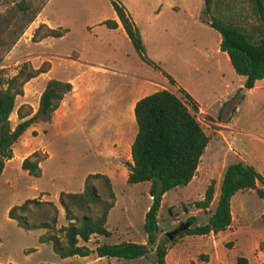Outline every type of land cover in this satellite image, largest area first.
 Masks as SVG:
<instances>
[{
  "label": "rangeland",
  "instance_id": "374dc122",
  "mask_svg": "<svg viewBox=\"0 0 264 264\" xmlns=\"http://www.w3.org/2000/svg\"><path fill=\"white\" fill-rule=\"evenodd\" d=\"M114 1L122 3L125 7V4L133 7L137 3V0ZM146 2L150 1L146 0ZM158 3L162 6L168 5L169 0H159ZM189 7L194 11L199 10L202 7V1L190 0ZM240 7L241 9L236 6L234 9L235 14L238 15L240 13L239 17H242V20H246L247 23L252 22L248 15V6L243 3ZM111 10L110 0H50L46 6L45 13L51 23L62 25L70 30L69 34L63 38L51 42L52 51L66 54L70 49L71 38L77 42L80 41L79 34L83 30L82 25L84 23L93 27L92 30L97 29L95 25L97 20L110 18ZM187 27L189 32L199 34L207 43L214 44L217 33L213 29L192 25L191 22L188 23ZM187 27L185 26L184 29ZM34 28L33 24L30 23L14 45L3 56L1 67L4 68L7 76L14 74L23 62L32 68H38L42 65L46 66L47 63L48 67H50L48 60H51L53 55L49 51V45L30 40ZM102 28L106 30L104 27ZM175 31L177 32L178 30L176 29ZM96 34L97 39L92 41L96 43L94 48L97 53L92 56L93 58H97L101 53L105 52L108 46L112 47L106 40L109 37L103 34L101 30H97ZM169 38L170 36L167 32V44L170 45L174 55L181 53L179 54L180 58L187 62H194L201 57L203 53L201 46H193L191 41H188L189 44L184 45V48L179 50V44H170ZM113 39L115 44L113 53L116 62L110 67L114 70V73H109L112 75L103 77L110 86L109 92L123 88L124 85L129 83L130 80L128 78H131L134 74L141 76L157 74L154 69L142 64L136 55H134L135 57L128 55L127 48L132 50V46L128 41H124L119 37H114ZM206 49L209 48L206 47L204 50L206 51ZM169 58L171 60L170 56ZM166 66L167 72L176 79L179 86L185 90L199 89L197 83L187 79L176 67L170 64L169 60H167ZM121 71L129 73L128 77L120 75L119 72ZM46 78V75L38 74L23 84L22 95L16 96L14 100L12 121L16 123L19 121L15 114L17 107L21 106L20 112L29 113L25 118L35 112L38 97L46 82ZM229 81L233 85L237 83L234 79ZM163 86L173 90L180 96L173 85L169 84L165 79ZM257 86L254 91L245 96L240 93L242 88L239 89L234 94L233 99L228 103H224L218 111L216 110L217 112L214 110L215 106L207 108V112L212 115L195 114V118L208 137V142L201 154L202 157L200 156L199 159V171L202 174H196L193 183L190 185L178 187V189L169 190L163 194L156 214L159 231L155 235V243L162 238L167 239L165 233L176 228L180 223L187 222L189 216H194L195 218V223L190 226L205 223L209 213L215 206L217 197L215 190L223 169L228 163L238 161L240 156L258 172L264 171V83H258ZM157 88L162 89L163 87L157 86ZM235 103H237L238 111L234 116L232 108ZM51 115L47 121L32 123L30 125L32 129L26 133L25 137H23L24 133H22L21 136L23 138L20 139V136L16 140L17 145L13 146L15 152L21 144L26 143L34 150L37 148L35 151L42 155V159L38 164L51 154V157L42 163V175L40 172L38 177L27 175L18 165L21 157L15 154L13 163H10L6 170V176L9 175L7 177L9 181L7 184H0L1 264H51L57 262L55 257L50 255L51 251L47 246H38L36 237L39 232L37 230L23 231L12 220L7 218L6 211L9 206L18 204L26 198L35 197L40 199L41 194L47 199H52L59 190L76 189L82 176L95 172L103 173V163L94 156V149L87 142L84 143L83 140L87 141V138L81 137L79 132L74 130L69 134H62L52 138L50 131ZM231 118L233 119L230 120ZM90 125L88 124L87 128ZM125 160L124 157H121L120 159L107 162V166L111 171L110 185L115 196V205L107 218L106 224L108 229L112 227L115 232V235L111 236L112 241H115L112 237L121 234L122 236L130 237L131 241L135 243H140L145 240L142 222L143 214L150 202L146 192L148 183H126L125 177L122 178L125 175V167L122 166ZM209 180L214 181V192L208 210L195 209L192 206V202L201 197L202 190ZM94 185L97 191L100 192L101 186L99 182H95ZM234 202L232 204L233 209L231 208L233 216H235V207L242 210V218L234 217L233 226L229 228L230 232L236 230L235 238L231 235L228 236L229 231L213 234L209 238L204 237L205 240L200 241L195 236L186 237V241L181 246L174 247L177 256L185 259V264L189 263L191 259H194L197 264H236L232 256L238 250L246 254L245 257L243 256L246 259V264H264V255L257 250V244L263 237L262 234H264V224L260 219V214L264 210V195L258 197L255 192L244 191L237 193ZM62 223H64V220L60 218L56 225L60 226ZM124 227L129 229L127 235ZM174 237L171 239L173 244L183 236L177 235ZM205 243H208V245H205ZM209 245L210 248H208ZM30 248L37 250L36 252L25 254L24 251ZM167 251L166 262H168ZM209 259L210 262L208 263ZM153 262L154 253L151 250L143 258L124 260L123 264H153Z\"/></svg>",
  "mask_w": 264,
  "mask_h": 264
},
{
  "label": "trees",
  "instance_id": "16d2710c",
  "mask_svg": "<svg viewBox=\"0 0 264 264\" xmlns=\"http://www.w3.org/2000/svg\"><path fill=\"white\" fill-rule=\"evenodd\" d=\"M46 1L0 0V175L5 162L12 157L11 146L21 133L36 121L49 120L63 95L71 90L69 82L48 79L39 94L35 112L25 118L29 113H22L21 106L17 107L15 114L19 121L10 126L9 115L13 111L15 97L22 95L24 83L48 70V63L46 66L32 68L23 62L14 74L7 76L1 62ZM243 3L248 6V15L252 19L250 23L242 20L240 13L235 14L236 6L241 9ZM110 5L139 59L159 69L146 57L139 32L124 5L114 0H110ZM200 20L219 34V49L226 53L234 73L244 77L242 88L247 90L256 80L264 78V0H202ZM102 23L107 28L116 26L111 19ZM65 31L64 28H50L39 23L33 29L30 40L36 42L45 37H60ZM163 75L173 85L172 78L165 73ZM176 91L180 96L168 89H159L138 98L133 105L136 132L129 146L130 161H124L122 165L127 171L126 183H148L146 192L150 202L142 222L145 243L95 242L93 252L97 257L130 260L143 257L152 250L153 264H166L164 257L173 241L162 238L155 243V235L159 231L156 214L161 198L167 191L183 187L191 180L208 142L207 135L195 118L196 103L183 89L178 87ZM41 159L42 155L33 151L20 161L19 167L27 175L38 177V162ZM95 182H99L100 192ZM256 183L264 188V172L260 174L251 165L239 160L228 163L221 175L215 206L205 223L190 226L195 223V218L189 216L188 227L174 236L215 234L225 230L231 222V196L237 191L252 189L258 197H262L263 190ZM213 184L214 181L209 180L201 197L192 202L195 209L208 210L214 191ZM57 203L63 213V226L55 225L56 206L49 200L35 197L11 205L6 216L23 231L45 229V233L37 237V242L50 243L53 253L59 258L88 255L91 251L77 244L78 240L86 242L91 235L110 236L105 221L113 206L114 195L105 174H87L80 192L59 191ZM260 219L264 224V211ZM257 248L264 255V236L259 240ZM32 250L30 248L27 251ZM235 263L247 262L244 257L237 256Z\"/></svg>",
  "mask_w": 264,
  "mask_h": 264
},
{
  "label": "crops",
  "instance_id": "0c3cea01",
  "mask_svg": "<svg viewBox=\"0 0 264 264\" xmlns=\"http://www.w3.org/2000/svg\"><path fill=\"white\" fill-rule=\"evenodd\" d=\"M49 1L50 0L46 1L39 13L36 15V20H33L31 24H33V27H36L39 23H43L50 28L60 27L66 29V31L60 37H45L39 40V43L49 45V51H51L50 53L53 55L51 56L52 59L48 60L50 64L48 70L44 73H40L39 75H46V81L52 78L59 81L69 82L71 85V90L63 95V97L59 101L58 106L52 112L50 123L51 136L52 138H55L61 136L62 134H69L70 132L75 130L80 133L81 137L87 138V141L83 140L84 143L87 142L88 145L94 149V156L98 160H100L104 166L102 174H105L109 178V181L111 171L107 166V162L115 159H120L121 157H124L126 159V162L130 161L129 146L136 132V125L133 117L134 102L138 98L146 94L159 90L157 86H162L164 89H167L163 86L164 79L166 80L163 75L164 73L172 78L174 82L173 87L175 89H177L178 87L183 89L196 103L197 114L200 113L212 115L207 112V108L215 106L214 110L218 111L225 102L229 101L234 96L236 91L242 88L244 77L234 73L232 67L229 64L226 53L219 49V34L216 32L217 36L215 38L214 44H209L203 39L201 35L194 34L193 32H189L187 30V25L190 22L192 23V25H199L206 29L211 28L205 22H202L200 20L202 7L199 10H191L189 7L190 0H169L168 5L164 6L158 3L159 0H149L150 2L148 3L146 2V0H137V3L133 7L125 4L126 7H124L126 10L128 9L127 12L131 16L139 32L146 57L154 64H156L159 69L153 68L152 66L142 62L135 53L133 47L132 50L131 48H127L128 55H131L132 57H135L134 55H136L142 64L151 67L157 72V74H147L143 76L134 74L131 76V78H128L130 81L128 84L124 85L123 88H119L111 92H109V84L106 83V79H104L103 77L106 75H112L109 73H114V70L110 67L114 65V62H116L113 53V46H115L113 38L119 37L122 40L128 41V43H130L125 33L123 32L113 10H111V16L108 19H111L115 22L116 26L114 28H107L102 23L107 18L97 20L95 24L97 26V29L93 30V27L84 23L82 25L83 30L79 34L80 41L77 42L75 39L71 38L69 51L66 54H59L52 51L51 42L63 38L64 36L69 34L70 30L67 27H63L62 25L51 23L50 19L45 13V9ZM185 26L187 27L186 29H184ZM102 27H104L106 30H103ZM176 29L178 30L177 32L175 31ZM97 30H101L103 34L109 37L106 40L112 47L108 46L105 52L101 53L97 58H93L92 56L97 52L94 48L96 43L92 40L97 39ZM167 32L170 36V44H179V50H182L184 48V45L189 44L188 41H191V44L193 46H201L203 50L201 57L199 59H196L194 62H187L184 59L180 58L179 54L181 53L174 55L173 51L170 49V45L167 44ZM206 47H208L209 49H206L205 51L204 49ZM169 56L171 57V60ZM167 60H169L170 64H172L173 67H176V69L180 73L185 75L187 79L191 80L193 83H197L199 89L185 90L183 87L179 86L176 79L171 74H169V72H167ZM119 73L120 75H124L127 77L129 74L126 71H121ZM231 79L236 80V85H233V83L229 81ZM258 83H264V78L256 80L253 83V86L247 90L242 88L244 89V93L242 94V92H240L241 95L245 96L254 91L256 87H258ZM170 91L174 92L173 90ZM237 111L238 106L237 103H235L234 116ZM13 112L14 110L9 115L10 126H14L16 124V122L12 121ZM232 119L233 118H231L230 120ZM88 124H91L89 128H87ZM37 126L42 127L39 125ZM30 129H32V126H28L22 132L24 133L23 137H25L26 133ZM23 137L21 136L20 139H22ZM15 145H17L16 141L11 146L12 157L5 162L3 170L1 172L0 184L4 185L8 183L9 179L7 177H9V175L6 176V170L8 169L9 164L13 163L15 154L18 157H21L18 162L19 165L20 161L24 157L28 156L31 152L37 149H32V147L26 143L21 144L15 152L13 148V146ZM50 157L51 154L38 164L41 175L42 163ZM239 161L248 164L240 156ZM124 170L125 175L122 178L126 177L127 171L126 169ZM263 172L258 173L262 174ZM196 174H202V172L199 171V163L196 167L195 174L186 185H190L191 183H193ZM84 176L81 177L80 183L76 189H63V191L80 192L83 187ZM219 182L220 180L218 181L217 188L215 190L216 195L218 194ZM186 185L183 187H186ZM256 186L262 188L257 183ZM174 189H178V187ZM262 190L264 195V188H262ZM244 191L254 192V190L252 189L237 191L231 196L229 201L231 222L229 226L223 231H229L228 236L231 235L234 238L236 236V230L230 232L229 228L233 226L234 217L238 219L242 218V210L235 207V216H233L232 204L235 203L234 199L237 193H242ZM57 193L54 194L52 199H47L43 194H41L40 197L41 200H49L56 206V224L57 221L60 220V218L63 219L62 210L57 205ZM114 205L115 196L113 206L107 213L106 221L112 209L114 208ZM106 221L105 226L107 228ZM63 225H65V221L60 226ZM56 227L59 226L56 225ZM34 230H37L39 232L37 237L45 233V229ZM108 230L111 232L110 236L108 237L91 235L86 242L78 240L77 244L84 245L91 251L88 253V255L83 257L68 256L65 258H59L53 253L50 243L37 242V244L38 246H47L50 249V255H52V257H55L57 261H53L55 263L51 264H72L74 262V264H123L124 259H117L113 257H97L93 252L95 242L113 244L119 241H131L130 237L122 236L121 234H117V236L112 237L115 240L112 241L111 236L115 235V232L112 230V227ZM124 231L127 235L129 233L128 227H124ZM218 233L220 232H217L215 234ZM211 235L213 234L208 233L205 235H184L176 243L167 248L168 262H166L165 254V263L185 264V259L183 257L177 256V252L174 250V247L176 248L179 245L181 246V244L186 241V237L195 236V238L200 241L203 240L204 237L209 238ZM262 235L264 236V234ZM140 243H145V240ZM205 245H208V243H205ZM208 248H210V245ZM32 249L33 250L30 252L25 250L24 253L28 254L31 252H36L37 250L35 248ZM241 252L243 251L238 250L232 257H234V259L236 255L245 257L246 254ZM258 252L260 251L258 250ZM143 257H138V259ZM209 262L210 259L208 260V263ZM190 263L197 264L194 259H191L190 262L186 264Z\"/></svg>",
  "mask_w": 264,
  "mask_h": 264
},
{
  "label": "water",
  "instance_id": "95a60500",
  "mask_svg": "<svg viewBox=\"0 0 264 264\" xmlns=\"http://www.w3.org/2000/svg\"><path fill=\"white\" fill-rule=\"evenodd\" d=\"M244 89H241V92H243ZM188 222H183L180 223L176 228L172 229L171 231L165 233V236L168 240H171L175 234H177L178 232L185 230L188 227Z\"/></svg>",
  "mask_w": 264,
  "mask_h": 264
}]
</instances>
